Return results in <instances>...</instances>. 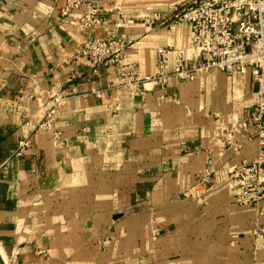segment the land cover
I'll return each instance as SVG.
<instances>
[{
	"label": "crops",
	"instance_id": "crops-1",
	"mask_svg": "<svg viewBox=\"0 0 264 264\" xmlns=\"http://www.w3.org/2000/svg\"><path fill=\"white\" fill-rule=\"evenodd\" d=\"M66 1L0 0V264H264L252 233L264 204L237 202L226 179L259 154L258 138L241 134L239 149L214 138L218 115L253 111L250 68L128 89L153 73L161 46L189 43L188 24L145 17L192 0H99L93 26L80 20L86 5L63 15ZM113 34L128 41L123 62L75 57ZM51 91L67 96L61 145L32 130ZM209 160L214 191L201 202L185 193Z\"/></svg>",
	"mask_w": 264,
	"mask_h": 264
},
{
	"label": "built area",
	"instance_id": "built-area-1",
	"mask_svg": "<svg viewBox=\"0 0 264 264\" xmlns=\"http://www.w3.org/2000/svg\"><path fill=\"white\" fill-rule=\"evenodd\" d=\"M86 5L80 20L86 26L102 23L99 0H67L63 15H71L74 9ZM150 25L172 29L189 25V43L179 49L171 45L159 48L153 73L121 83L128 89L147 83L167 85L173 78L179 80L204 79L215 69L234 74L238 69L250 68L253 81V111L235 122L220 121L214 130V138L225 147L239 149L238 137L255 132L259 154L250 161L231 166L226 175L234 191V199L242 204H264V0H192L175 7L166 14L153 13L145 17ZM128 41L119 35L92 37L85 41L75 57H88L98 68L123 62ZM126 73H123V77ZM101 95L100 91H97ZM51 99L32 130L51 132L54 143H65L64 132L57 126V112L67 99L58 91H51ZM32 121L28 119L27 125ZM30 145V136L23 137L17 152ZM213 161L197 175L195 183L185 193L205 202L214 191ZM159 228L153 231L156 239ZM256 239L264 237V223L256 222L252 230ZM40 252H44L41 250ZM153 264V263H151Z\"/></svg>",
	"mask_w": 264,
	"mask_h": 264
},
{
	"label": "rangeland",
	"instance_id": "rangeland-1",
	"mask_svg": "<svg viewBox=\"0 0 264 264\" xmlns=\"http://www.w3.org/2000/svg\"><path fill=\"white\" fill-rule=\"evenodd\" d=\"M232 115H233V116H232ZM232 115H231V116H232L233 118H234L235 116H236V117L238 116V115L233 114V113H232ZM218 118L220 119V121H223V120L227 121L222 115H220V116L218 115L217 119H218ZM220 121H218V123H219ZM218 123H217V124H218Z\"/></svg>",
	"mask_w": 264,
	"mask_h": 264
}]
</instances>
